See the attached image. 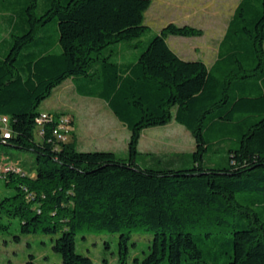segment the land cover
<instances>
[{"label":"trees","instance_id":"16d2710c","mask_svg":"<svg viewBox=\"0 0 264 264\" xmlns=\"http://www.w3.org/2000/svg\"><path fill=\"white\" fill-rule=\"evenodd\" d=\"M152 1L47 0L38 14V0H0V46L11 38L0 54V116H9L11 134L0 128V149L35 153L31 170L0 169L13 189L0 196V229L17 220L22 233H60L61 264H93L76 236L102 231H122V263L133 230L155 232L137 264H264V0L238 1L211 66L173 50L169 34L203 33L175 22L137 60H113L115 46L149 29ZM68 78L127 126L126 156L57 141L54 120L38 133L39 105ZM172 120L192 132L191 157L140 164L142 131ZM226 142V162L207 161ZM23 264H37L34 255Z\"/></svg>","mask_w":264,"mask_h":264},{"label":"rangeland","instance_id":"374dc122","mask_svg":"<svg viewBox=\"0 0 264 264\" xmlns=\"http://www.w3.org/2000/svg\"><path fill=\"white\" fill-rule=\"evenodd\" d=\"M169 0H155L146 14L151 24L141 38L118 45L114 58L127 61L134 57V52L144 47L146 41L158 33V28L168 20L177 23H189L201 28L203 33L196 36L169 34L166 38L169 45L186 59H202L210 66L217 58L219 44L225 33L229 19L239 0H186V11H170L162 9ZM47 0H38L37 13L41 14ZM192 7V8H191ZM54 26V21H50ZM7 36L2 23L0 11V44ZM9 41V42H8ZM11 38L0 46V54L7 51ZM60 49V47H59ZM55 89L47 99L43 100L38 110L69 117L72 130L66 137L81 151L113 150L118 156H126L129 150L130 134L120 124L107 103L99 97L78 93L70 79ZM117 122V123H115ZM84 129L93 130L91 134H77L81 125ZM108 128L111 131H106ZM103 129L104 131H100ZM72 137L69 139V137ZM231 143L217 146L206 155L207 161L226 162ZM196 144L192 132L175 120L165 125L146 128L142 131L138 143V162L140 164L163 161H186L191 157ZM0 162L19 163L28 170L35 167V153L12 146L0 149ZM13 189L6 188L4 179L0 178V196L11 194ZM122 231L79 232L76 236V250L92 258L93 264H137L149 252L154 231L133 230L128 239L127 258L120 262V235ZM60 233H46L42 230L22 233L19 223L13 220L6 230L0 229V263L23 264L34 255L37 264H61L62 257L54 248L55 238ZM16 235L20 239L15 240ZM189 264H203L201 262Z\"/></svg>","mask_w":264,"mask_h":264},{"label":"built area","instance_id":"2783aa9c","mask_svg":"<svg viewBox=\"0 0 264 264\" xmlns=\"http://www.w3.org/2000/svg\"><path fill=\"white\" fill-rule=\"evenodd\" d=\"M55 121V125L52 128V135L56 138L57 141H67L68 138H62V131H71L72 130V120L66 116H58L49 112V115H38L36 118L37 130L40 135L45 133V124L48 121ZM2 125H9V116L2 115L0 116V128L2 130ZM10 133H4L5 137H9ZM0 169H13L17 172H22V168L18 165H14L12 162H0ZM5 178V177H1ZM31 196V194H29Z\"/></svg>","mask_w":264,"mask_h":264},{"label":"crops","instance_id":"0c3cea01","mask_svg":"<svg viewBox=\"0 0 264 264\" xmlns=\"http://www.w3.org/2000/svg\"><path fill=\"white\" fill-rule=\"evenodd\" d=\"M155 0H153L152 1V3H151V5H150V7L152 6V4H153V2H154ZM186 6H188V5H186V0H169V1H167L165 4H164V6H162V9H166V10H170V11H186ZM150 7L148 8V10L146 11V13H145V23L148 25V26H151V24H149V22L146 20V14H147V12L149 11V9H150ZM236 7V6H235ZM192 8V7H191ZM169 22H175V23H177L175 20H168L167 22H165V23H162V25L158 28V30L160 31L161 30V28L164 26V25H166L167 23H169ZM178 24H180V25H183V24H189V23H178ZM190 25H193V24H190ZM193 26H196V25H193ZM197 27V26H196ZM120 44H122V43H120ZM119 44V45H120ZM117 47H118V45L117 46H115V48H114V54H115V52H116V50H117ZM174 50V49H173ZM140 51H141V47L139 48V49H136L135 50V52H134V57L132 58V59H130V60H125V61H117L115 58H114V54H113V60H115V61H117V62H119V63H127V62H131V61H135V60H137V58H138V55H139V53H140ZM175 51V50H174ZM180 57H182L183 59H186V57L185 56H183V55H181V54H179L177 51H175ZM213 64V63H212ZM211 64V65H212ZM210 65V66H211ZM68 79H70L71 81H72V83H73V86H74V88H75V90L77 91V89H76V86H75V84H74V82H73V80L71 79V78H68ZM68 79H66L65 81H67ZM64 82V81H63ZM61 85H63V83H61L59 86H61ZM59 86H56L54 89H53V91L55 90V89H57ZM52 91V92H53ZM78 92V91H77ZM79 93V92H78ZM83 95V94H82ZM86 96H89V95H86ZM93 97H97V96H93ZM47 99V98H46ZM120 121V120H119ZM115 123H117V122H115ZM81 125V124H80ZM119 125H121L122 126V128L125 130V134L124 135H126V134H130V131H129V129L127 128V126L123 123V122H120V124ZM104 131L103 129H100V131ZM106 131H111V129L110 128H108V130L106 129ZM76 132H77V134H83L84 132H86L87 134H91L92 132H94L93 130H89V129H84V127L81 125V126H79L78 127V125H77V129H76ZM72 137V134H71V136L69 137V139ZM113 151V150H112Z\"/></svg>","mask_w":264,"mask_h":264},{"label":"bare ground","instance_id":"6f19581e","mask_svg":"<svg viewBox=\"0 0 264 264\" xmlns=\"http://www.w3.org/2000/svg\"><path fill=\"white\" fill-rule=\"evenodd\" d=\"M41 115H49L48 113H43ZM9 125H2V132L3 133H10V130L8 128ZM71 131H62V138H66ZM1 176V175H0Z\"/></svg>","mask_w":264,"mask_h":264}]
</instances>
